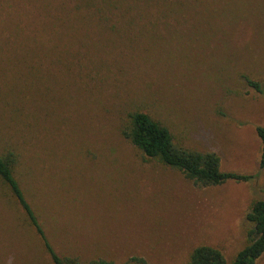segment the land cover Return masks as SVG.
Returning <instances> with one entry per match:
<instances>
[{
	"label": "rangeland",
	"instance_id": "obj_1",
	"mask_svg": "<svg viewBox=\"0 0 264 264\" xmlns=\"http://www.w3.org/2000/svg\"><path fill=\"white\" fill-rule=\"evenodd\" d=\"M135 110L254 177L201 186L144 159L121 133ZM263 125L264 0H0V154L60 255L188 264L210 245L231 264L264 197ZM0 264H53L1 180Z\"/></svg>",
	"mask_w": 264,
	"mask_h": 264
},
{
	"label": "trees",
	"instance_id": "obj_2",
	"mask_svg": "<svg viewBox=\"0 0 264 264\" xmlns=\"http://www.w3.org/2000/svg\"><path fill=\"white\" fill-rule=\"evenodd\" d=\"M249 84L262 91L258 82L248 80ZM122 135L138 148L144 159L156 160L165 166L181 171L187 178L201 186L219 185L227 180L244 182L251 180L253 174L223 171L221 158L213 151H199L175 141L171 129L149 113L135 110L121 128ZM262 143L260 168L264 172V125L257 128ZM18 155L12 151L0 154V180L6 185L21 205L30 224L43 240L53 264H151L142 256H131L122 263L105 258L81 260L74 256H64L56 252L27 197V189L17 174ZM251 227L247 232V244L237 252L231 264H257L264 254V197L253 202L246 214ZM188 264H229L223 252L210 245L196 247Z\"/></svg>",
	"mask_w": 264,
	"mask_h": 264
}]
</instances>
